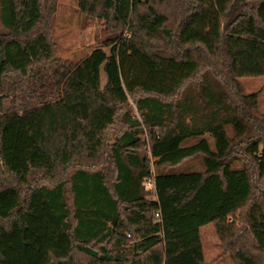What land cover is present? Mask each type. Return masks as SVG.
Returning <instances> with one entry per match:
<instances>
[{
	"label": "trees",
	"instance_id": "1",
	"mask_svg": "<svg viewBox=\"0 0 264 264\" xmlns=\"http://www.w3.org/2000/svg\"><path fill=\"white\" fill-rule=\"evenodd\" d=\"M79 6L109 34L73 63L41 0H0V264H209L210 225L264 264V0Z\"/></svg>",
	"mask_w": 264,
	"mask_h": 264
},
{
	"label": "rangeland",
	"instance_id": "2",
	"mask_svg": "<svg viewBox=\"0 0 264 264\" xmlns=\"http://www.w3.org/2000/svg\"><path fill=\"white\" fill-rule=\"evenodd\" d=\"M41 2H43L44 9L41 30L49 34L59 60L73 63L80 61L89 55L95 47L100 46L109 34L101 20L93 16H86L81 12L79 0H41ZM3 30L0 25V31ZM240 83L246 94L260 93L258 114L264 118V77L243 78ZM130 102L136 117H138L133 101L130 100ZM228 132L233 135L231 128L228 129ZM143 143H148L147 137H144ZM146 150L149 154V144H147ZM192 168L200 170L202 168L201 160H192L182 167V169ZM201 235L204 255L209 264H234L228 254H223L220 238L213 225L204 227ZM76 258L81 264L88 262L84 258Z\"/></svg>",
	"mask_w": 264,
	"mask_h": 264
},
{
	"label": "built area",
	"instance_id": "3",
	"mask_svg": "<svg viewBox=\"0 0 264 264\" xmlns=\"http://www.w3.org/2000/svg\"><path fill=\"white\" fill-rule=\"evenodd\" d=\"M146 187L151 192V198H152V200L157 201V192H156V187H155V179H154V176L153 175L146 182ZM155 218L158 221L161 220V214H160V212H158V213L155 214Z\"/></svg>",
	"mask_w": 264,
	"mask_h": 264
}]
</instances>
